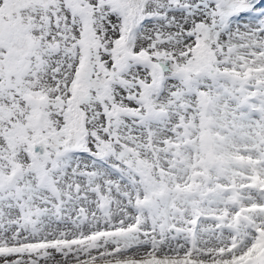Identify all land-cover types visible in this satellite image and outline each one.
I'll list each match as a JSON object with an SVG mask.
<instances>
[{"label": "snow or ice", "instance_id": "6c2138e0", "mask_svg": "<svg viewBox=\"0 0 264 264\" xmlns=\"http://www.w3.org/2000/svg\"><path fill=\"white\" fill-rule=\"evenodd\" d=\"M0 264H264V0H0Z\"/></svg>", "mask_w": 264, "mask_h": 264}]
</instances>
